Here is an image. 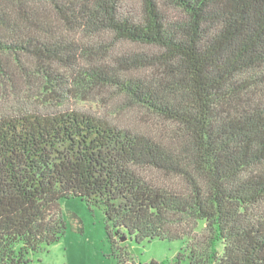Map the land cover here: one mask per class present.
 <instances>
[{
	"label": "trees",
	"instance_id": "obj_1",
	"mask_svg": "<svg viewBox=\"0 0 264 264\" xmlns=\"http://www.w3.org/2000/svg\"><path fill=\"white\" fill-rule=\"evenodd\" d=\"M30 69L80 71L174 135L0 107V264L59 241L66 198L102 212L112 245L183 240L169 264H264V0H0V76Z\"/></svg>",
	"mask_w": 264,
	"mask_h": 264
},
{
	"label": "rangeland",
	"instance_id": "obj_2",
	"mask_svg": "<svg viewBox=\"0 0 264 264\" xmlns=\"http://www.w3.org/2000/svg\"><path fill=\"white\" fill-rule=\"evenodd\" d=\"M80 59L81 67L84 62ZM69 73L64 72L63 82L45 79L31 69L12 78L13 82L0 76V107L17 110L35 107L43 113L74 109L159 135L163 140L172 139L171 127L160 119L131 107L123 97L100 88L102 86L94 84L80 71ZM59 209L66 225L65 234L32 256L29 264H119L121 254H126L124 257L133 264H150L152 261L169 264L185 246L183 240L156 239L137 244L128 236L112 245L104 216L97 207L87 205L79 198H66L59 201ZM201 227L202 224L199 229Z\"/></svg>",
	"mask_w": 264,
	"mask_h": 264
},
{
	"label": "water",
	"instance_id": "obj_3",
	"mask_svg": "<svg viewBox=\"0 0 264 264\" xmlns=\"http://www.w3.org/2000/svg\"><path fill=\"white\" fill-rule=\"evenodd\" d=\"M122 241H124V240L122 239Z\"/></svg>",
	"mask_w": 264,
	"mask_h": 264
}]
</instances>
